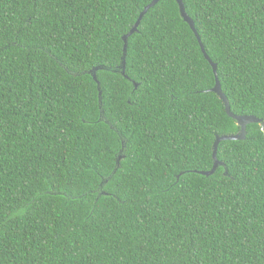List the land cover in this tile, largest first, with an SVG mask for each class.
Listing matches in <instances>:
<instances>
[{"label": "trees", "instance_id": "obj_1", "mask_svg": "<svg viewBox=\"0 0 264 264\" xmlns=\"http://www.w3.org/2000/svg\"><path fill=\"white\" fill-rule=\"evenodd\" d=\"M153 1L0 0V264H264V132L198 174L240 127L176 0L121 72ZM182 1L232 113L264 120V0Z\"/></svg>", "mask_w": 264, "mask_h": 264}, {"label": "water", "instance_id": "obj_2", "mask_svg": "<svg viewBox=\"0 0 264 264\" xmlns=\"http://www.w3.org/2000/svg\"><path fill=\"white\" fill-rule=\"evenodd\" d=\"M161 0H154L145 10L144 12L140 15V18L138 19L137 23L134 25V27L132 28V30L130 31L129 34H127L126 36L123 37V41H124V56H123V61H122V67H121V72L123 75L126 74V56H127V50H128V40L129 38L134 35L137 31L138 28L142 22V20L144 19V17L147 15V13L149 12L150 9L154 8ZM179 8H180V14L181 17L183 18V20L191 27L192 31L194 32L196 38L198 39L199 45L201 47L202 53L205 57V59L209 62V64L211 65L215 78H216V85L213 88L212 92L217 94L219 96V98L222 100V102L225 105V111L227 113V115L232 118L233 120H235L237 122L238 127H240V132L236 135H228V136H222V137H217L216 143L214 145V167L211 171L209 172H198V174L202 175V176H206V177H211L213 176L217 170L219 169V167L223 166V164L221 162H219L217 156H218V148L221 142L223 141H244L247 138V129L249 125L252 124H258L260 125L262 131L264 132V120L262 119H258L255 116H238L235 115L234 113H232L231 111V106H230V102L228 100V98L226 97V95L224 94L223 90H222V86L220 83V80H217V76H218V66L216 64L213 63V61L210 59V57L208 56L204 45L202 44V41L198 35V32L196 30L195 27V23L194 21L189 17V15L186 12V8L185 5L183 3L182 0H176ZM96 71L94 70L92 72V74L94 75V79L98 82L97 80V76H96ZM99 87H100V83L98 82ZM102 93H100L101 96Z\"/></svg>", "mask_w": 264, "mask_h": 264}, {"label": "snow or ice", "instance_id": "obj_3", "mask_svg": "<svg viewBox=\"0 0 264 264\" xmlns=\"http://www.w3.org/2000/svg\"><path fill=\"white\" fill-rule=\"evenodd\" d=\"M219 79V77L217 76V80ZM211 90V89H209ZM129 103H131V101H129ZM122 203H127V201H122Z\"/></svg>", "mask_w": 264, "mask_h": 264}]
</instances>
